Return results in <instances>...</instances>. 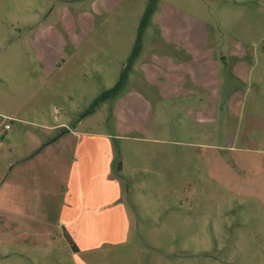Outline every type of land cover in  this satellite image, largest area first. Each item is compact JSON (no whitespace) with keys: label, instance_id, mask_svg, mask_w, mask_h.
Returning a JSON list of instances; mask_svg holds the SVG:
<instances>
[{"label":"rangeland","instance_id":"rangeland-1","mask_svg":"<svg viewBox=\"0 0 264 264\" xmlns=\"http://www.w3.org/2000/svg\"><path fill=\"white\" fill-rule=\"evenodd\" d=\"M260 1L264 4V0H158L141 32L150 0H0V132L3 116L14 117L10 145L0 134L5 160L13 156L12 149L33 150V144L41 148L63 135L65 130H48L49 125L65 122L69 129L113 133L116 121L121 123L122 136L113 145L124 165L117 173L131 216L129 240L104 250L82 251L80 264H264V131H257L259 123L250 119L264 120ZM188 15L202 22V32ZM163 21L171 32L186 34L191 29L195 39L206 35L207 49L218 56L241 42L251 60L261 61L248 81L223 85L224 98H231L233 91L243 93L241 105L233 109L220 100L209 119L197 113L206 106L205 99L196 100L193 94L160 97L141 64L154 62V54L184 55L170 32L164 36ZM138 38L141 53L128 67L122 88L114 90ZM39 46L46 58L39 54ZM136 92L149 99V106L132 97L116 117L118 97ZM248 126L252 134L245 137ZM39 172L44 180L52 176L45 166ZM0 189L1 209L15 205L29 211L28 201H12L15 188L10 183ZM32 225L27 217L0 211V249L1 239L11 233L15 237L9 249L20 244L24 253L19 257L12 249L7 260L77 264L56 208L48 219L35 222L41 237H34ZM45 230L52 231L44 235ZM45 242L53 244L29 250L30 245Z\"/></svg>","mask_w":264,"mask_h":264},{"label":"crops","instance_id":"crops-1","mask_svg":"<svg viewBox=\"0 0 264 264\" xmlns=\"http://www.w3.org/2000/svg\"><path fill=\"white\" fill-rule=\"evenodd\" d=\"M258 6L264 10L261 1ZM188 18L190 23L202 32L200 30L204 28L202 22L191 15H188ZM161 25L164 36L166 32H170V38L181 46L185 55L172 57L154 54V62L146 61L141 64L140 69L146 80L158 87L161 98L193 94L196 100L205 99L206 106L204 105V108L197 113L201 118H206L208 115L209 119L215 113L214 107L220 100L226 101V105L233 109L244 102L245 97L240 91H233L231 98L223 97V91L226 90L223 89L224 84L231 83L232 80L248 81L254 68L261 62L249 58L250 51L243 43L240 42L228 54L221 52L218 56L216 50L207 49L206 35L195 39V34V38L191 37V29L185 31L186 34H182V32H171L170 25L165 21ZM46 53L45 49L39 46V54L43 58H46ZM56 63L59 64V60ZM132 97L149 106V99L143 93H124L118 97L114 107L116 117L119 116L120 107ZM8 117L14 121L13 116ZM250 119L259 123L255 126L258 128L257 131H264L263 119H257L256 116ZM1 123L0 134L7 138L10 145V131L13 125L5 129L4 120ZM115 127L116 132L104 133L69 129L65 122L49 125L46 126L48 130L58 128L65 130L63 135H57L41 148L38 147L39 144H33V150L12 149L13 156L9 160H5L3 147L5 143L0 141V187L10 183L15 188L12 191V201L30 203L28 212H22L15 205L7 209L0 208V211H7L13 217L29 218L33 224L32 233L37 238V236L41 237L42 232L37 229L39 227H36L35 222L38 219H48L56 208L59 226L63 227L65 239L69 242L68 236L71 237L78 249H73L72 254L77 264H80L78 256L82 251L104 250L108 246L116 247L128 243L131 216L124 197V185L120 173H117V170L121 171L124 165L121 159L116 158L117 151L113 145V140L122 136L118 134L121 129L118 120ZM249 128L250 126L245 131V137L252 134ZM261 137L264 135L261 134ZM70 141L71 145H69ZM15 144L18 145L19 142ZM30 159L34 161L33 164L30 163ZM44 166L48 167L52 175L49 180H44L39 172ZM6 196L8 198L9 195ZM53 201H55L54 207ZM39 221L43 222L46 228L52 227L51 222L47 225L46 220ZM50 231L52 230H45L44 235H50ZM14 237L10 233L7 238L1 239L0 264H24L21 258L16 261L6 259L12 249L17 250L19 257L24 255L20 244L9 249V243ZM43 244L37 246V243H34L30 245L29 250H43L46 249L45 245L51 246L53 243ZM44 255L46 256V253ZM115 262L117 263V260ZM31 264H35V261Z\"/></svg>","mask_w":264,"mask_h":264},{"label":"trees","instance_id":"trees-1","mask_svg":"<svg viewBox=\"0 0 264 264\" xmlns=\"http://www.w3.org/2000/svg\"><path fill=\"white\" fill-rule=\"evenodd\" d=\"M158 0H150V3L148 5L147 11L142 19L141 22V27H140V31L142 32V28L143 26H146L149 23L150 17L153 15L154 11L156 10V5H157ZM142 50V41L141 38H138V41L133 49V52L129 58V62L126 65V67L124 68L123 72H122V78L121 81L115 86L114 90H118L122 88L123 84H124V79L127 77V69L129 66H131L134 61L137 59V57L140 55ZM118 95L120 94V92L117 93ZM68 131V130H66ZM68 240L70 242V245L72 246V248L74 250H78L77 247L75 246L73 240L71 239V237L68 236Z\"/></svg>","mask_w":264,"mask_h":264},{"label":"built area","instance_id":"built-area-1","mask_svg":"<svg viewBox=\"0 0 264 264\" xmlns=\"http://www.w3.org/2000/svg\"><path fill=\"white\" fill-rule=\"evenodd\" d=\"M3 118H4V127H5V129H9L10 127H11V118L10 117H8V116H3Z\"/></svg>","mask_w":264,"mask_h":264}]
</instances>
